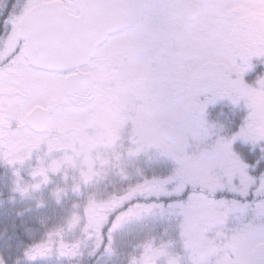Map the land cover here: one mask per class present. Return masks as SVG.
I'll return each instance as SVG.
<instances>
[{
	"label": "rangeland",
	"instance_id": "1",
	"mask_svg": "<svg viewBox=\"0 0 264 264\" xmlns=\"http://www.w3.org/2000/svg\"><path fill=\"white\" fill-rule=\"evenodd\" d=\"M19 1L12 18L16 34L22 12L32 8L21 11L25 0ZM253 9L252 0H233L228 11L243 26ZM118 53L113 41L105 45L101 57L108 59L97 63L98 78L84 94L69 93L62 75L30 65L23 50L0 71V167L7 166L1 180L8 176L13 201L25 212L37 210L46 231L55 230L27 246L24 260L9 262L0 243V264H81L95 251L97 264H120V258L124 264L123 257L126 264H200L183 210L164 200L175 185L161 178L175 163L142 138L152 120L144 72ZM220 101L230 102L208 108ZM36 107L52 110L45 131L26 124ZM206 119L215 125L211 141L232 138ZM249 125L251 134H261L258 116ZM108 180L123 188L109 190ZM128 244L123 255L120 248Z\"/></svg>",
	"mask_w": 264,
	"mask_h": 264
},
{
	"label": "snow or ice",
	"instance_id": "2",
	"mask_svg": "<svg viewBox=\"0 0 264 264\" xmlns=\"http://www.w3.org/2000/svg\"><path fill=\"white\" fill-rule=\"evenodd\" d=\"M232 3L25 0L21 6L33 7L41 21L61 16L65 8L86 10L103 34L97 47L113 41L123 60L142 68L152 113L142 138L175 163L169 177L161 178L163 185H175L164 200L183 210L200 264H264V170L255 174L264 158L248 163L234 152L237 136L264 138L251 134L249 125L264 105V88L244 79L252 59L264 58V31L241 26L228 11ZM12 15L0 14V71L11 68L27 40L16 34ZM223 99L243 102L249 114L231 139L217 135L211 141L215 125L206 119L207 108ZM230 220L236 223L230 226Z\"/></svg>",
	"mask_w": 264,
	"mask_h": 264
},
{
	"label": "trees",
	"instance_id": "3",
	"mask_svg": "<svg viewBox=\"0 0 264 264\" xmlns=\"http://www.w3.org/2000/svg\"><path fill=\"white\" fill-rule=\"evenodd\" d=\"M19 2V0H4L0 6V14H2L3 17H8L9 13H12L13 15L10 19L14 18L15 14H17L18 6L20 5ZM22 13L24 14V12ZM244 79L246 83L256 89L264 88V84L261 83V81H264V77L260 75V70L259 72H253L252 70L248 71ZM248 114V109L242 103L234 105L231 102L220 101L215 106H210L208 108L206 117L222 127L224 134L231 138L233 134L237 132L242 121H244ZM240 137L241 136L236 137L234 152L241 160L253 163L258 158H264V152L261 151V149H264V143L252 142ZM18 168H20V166H18ZM260 170H264V161H262L260 169H257L255 174L258 175ZM5 171H7V166H1L0 198L5 199L6 203H0V243L3 245V254L5 258L11 262L17 261L18 259L24 260V258H26L25 253H23L25 248L35 244L37 241L43 240L45 235H47V231L53 230L54 226H52L53 228H47L46 231L45 227L42 226L41 220L38 218L39 215L37 210L34 209L32 213L25 212L18 203L13 201L12 198L14 194L10 183L7 182L8 176H6L3 181L1 180V177L4 178L3 174ZM108 183L110 185L109 190L115 191V189L123 188L121 187V183L113 185L109 180ZM14 205H16L15 208ZM105 228L107 229L108 227ZM54 231L55 230H53V232ZM129 246V244L121 246L120 251L123 255H127L130 252ZM96 257L98 258V251L93 252L88 257H84L81 264H97L95 261ZM124 258L125 257H123V262L126 264ZM25 262L26 264L28 263L26 260ZM119 262L121 264V258Z\"/></svg>",
	"mask_w": 264,
	"mask_h": 264
},
{
	"label": "water",
	"instance_id": "4",
	"mask_svg": "<svg viewBox=\"0 0 264 264\" xmlns=\"http://www.w3.org/2000/svg\"><path fill=\"white\" fill-rule=\"evenodd\" d=\"M53 3L64 4L60 0ZM17 35L27 37L23 55L28 63L40 69H67L78 66L93 55L103 34L100 25L91 20L87 11L73 16L68 8L61 16L44 20L35 17L32 7L18 21ZM90 83L86 75L73 76L70 85L77 89ZM50 110L36 107L26 117V124L35 131H45L50 125ZM264 133V128H263Z\"/></svg>",
	"mask_w": 264,
	"mask_h": 264
},
{
	"label": "flooded vegetation",
	"instance_id": "5",
	"mask_svg": "<svg viewBox=\"0 0 264 264\" xmlns=\"http://www.w3.org/2000/svg\"><path fill=\"white\" fill-rule=\"evenodd\" d=\"M64 2V4L68 5H78L81 0H60ZM252 3L254 5V9L251 11L250 19L247 20L244 24L243 27H245L247 30L253 33H257L260 31H264V0H252ZM69 12L76 17H81L86 10L79 8V7H71L68 8ZM248 23V25H246ZM250 23V25H249ZM106 45V44H105ZM98 47L96 51L94 52L93 55H90V57L85 58L82 60V63L78 66L72 67V68H67V69H58V70H53V69H39L45 73L56 75L60 74L62 75L63 79V84L64 87L69 91V93H77V94H84L87 93L88 91L90 92V89L93 88L96 79L98 76L94 73L93 69L96 70L97 68V63L100 62V60H107L108 58L101 57V50L105 47ZM109 56V55H107ZM252 63L254 67H252L250 70L253 72H259L260 70V75L264 77V58H256L254 57L252 59ZM249 70V71H250ZM86 75L88 79H90V83L87 84L86 86L79 87L77 86V89H74L70 85V79L73 76H78V75ZM50 112L52 113V110L49 109ZM51 116V114H50ZM258 116V122H260V131L263 133V128H264V105L261 106V109L257 112ZM256 142H262L264 143V138H260ZM244 161V160H243Z\"/></svg>",
	"mask_w": 264,
	"mask_h": 264
}]
</instances>
